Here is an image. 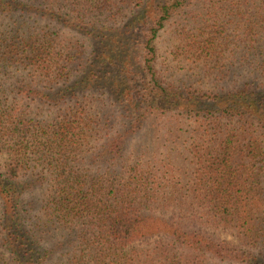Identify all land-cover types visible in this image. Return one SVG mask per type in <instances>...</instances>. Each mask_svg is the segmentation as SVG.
<instances>
[{"label":"trees","instance_id":"1","mask_svg":"<svg viewBox=\"0 0 264 264\" xmlns=\"http://www.w3.org/2000/svg\"><path fill=\"white\" fill-rule=\"evenodd\" d=\"M0 264H264V0H0Z\"/></svg>","mask_w":264,"mask_h":264},{"label":"rangeland","instance_id":"2","mask_svg":"<svg viewBox=\"0 0 264 264\" xmlns=\"http://www.w3.org/2000/svg\"><path fill=\"white\" fill-rule=\"evenodd\" d=\"M219 235L223 238H227V240H233L229 234H224V233L220 232Z\"/></svg>","mask_w":264,"mask_h":264}]
</instances>
